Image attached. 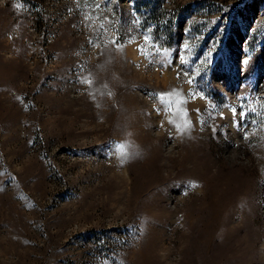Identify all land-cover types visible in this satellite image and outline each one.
<instances>
[{
  "label": "rangeland",
  "instance_id": "rangeland-1",
  "mask_svg": "<svg viewBox=\"0 0 264 264\" xmlns=\"http://www.w3.org/2000/svg\"><path fill=\"white\" fill-rule=\"evenodd\" d=\"M0 188V264H264V0H0Z\"/></svg>",
  "mask_w": 264,
  "mask_h": 264
},
{
  "label": "snow or ice",
  "instance_id": "snow-or-ice-1",
  "mask_svg": "<svg viewBox=\"0 0 264 264\" xmlns=\"http://www.w3.org/2000/svg\"><path fill=\"white\" fill-rule=\"evenodd\" d=\"M86 83H90L88 81H85ZM161 99V103L166 104L169 108L171 107V101L165 100L163 97L160 98ZM233 114L235 115V110H233ZM243 110L241 111V116H243ZM120 155L122 157V159L127 157V152H126V146L121 145L120 146Z\"/></svg>",
  "mask_w": 264,
  "mask_h": 264
},
{
  "label": "crops",
  "instance_id": "crops-1",
  "mask_svg": "<svg viewBox=\"0 0 264 264\" xmlns=\"http://www.w3.org/2000/svg\"><path fill=\"white\" fill-rule=\"evenodd\" d=\"M12 184H13V183H10V184L7 185V191H9V188H8L9 185H12ZM16 185H20V186H22V185H23V182H20V181H19V183H16ZM0 190H3V189L0 188ZM23 208H24L23 210H20V209H19L20 211H22V214H23V215H20V217H25V219H27V216H28V214H29V212H30L31 209L29 208V205L27 206V204L25 203V201H23ZM28 211H29V212H28ZM27 212H28V213H27ZM20 214H21V213H20ZM25 222H26V221H25ZM12 240H16V239H15L14 237H12Z\"/></svg>",
  "mask_w": 264,
  "mask_h": 264
},
{
  "label": "built area",
  "instance_id": "built-area-1",
  "mask_svg": "<svg viewBox=\"0 0 264 264\" xmlns=\"http://www.w3.org/2000/svg\"><path fill=\"white\" fill-rule=\"evenodd\" d=\"M49 166H50V168H51V171L53 172V168L51 167V164H49ZM48 201H49V199H48ZM63 202L65 203V202H67V201H63ZM48 205H49V203H48ZM122 239H123V238H122ZM102 241L104 242V241H106V240H102ZM123 241H125V240H123Z\"/></svg>",
  "mask_w": 264,
  "mask_h": 264
}]
</instances>
